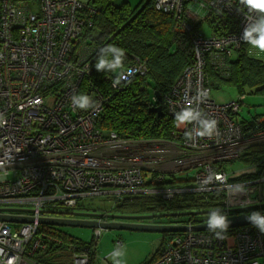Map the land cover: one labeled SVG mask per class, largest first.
<instances>
[{"label": "built area", "instance_id": "2783aa9c", "mask_svg": "<svg viewBox=\"0 0 264 264\" xmlns=\"http://www.w3.org/2000/svg\"><path fill=\"white\" fill-rule=\"evenodd\" d=\"M155 9L176 22L182 16L189 21L211 15L227 19L217 33L194 35L193 64L162 98L165 112L173 116L203 91L199 107L217 120V134L194 141L185 137V158L172 160L170 166L193 170V186L157 194L168 199L179 192L221 193V210L228 218L247 214L246 210L264 204L259 186L264 179L231 183L219 163L264 143L263 119L244 132L232 118L239 110L237 100L218 105L211 99L205 58L236 56L246 44L241 39L246 23L256 14L241 0H155ZM86 11L92 12L84 0H0V114L7 120L0 127V160L13 157L0 168V217L32 219L31 223L0 220V264H42L38 257L51 250L49 245L57 248L55 253H71L70 264H88V249L78 248L39 219L57 217L58 210L72 213L81 200L149 194L142 187V171L154 170L163 159L148 156L147 141L127 142L114 133L100 132L96 123L103 111L101 95L94 110L72 106L70 97L78 94L76 78L87 76L92 63L93 50L86 52L81 36L86 20L79 15ZM123 72L119 83L111 82L113 90L146 70L136 63ZM191 128L187 125L185 132ZM202 154L206 156L199 157ZM236 185L246 191L236 192ZM10 205L18 208H7ZM85 219L108 221L104 216ZM99 231L95 229L96 237ZM118 246H122L119 239L114 242V248ZM151 264H264V234L252 225L233 228L224 240L210 231L178 232L163 240Z\"/></svg>", "mask_w": 264, "mask_h": 264}, {"label": "trees", "instance_id": "16d2710c", "mask_svg": "<svg viewBox=\"0 0 264 264\" xmlns=\"http://www.w3.org/2000/svg\"><path fill=\"white\" fill-rule=\"evenodd\" d=\"M87 8L92 12H82L79 17L86 20L81 36L86 52L89 54L93 50L90 57L92 63L89 74L83 78L84 86L78 94L91 96L97 93L104 99L103 111L97 118V128L104 135L114 133L123 139L175 141L182 146L174 118L168 116L163 110L162 114L153 110L160 105V102L162 103L163 96L177 82L184 69L193 64L192 39L196 33L206 36L201 29L203 22L207 23V29L212 34L219 32L218 28L226 24L227 19H216V15H211L203 21H189L182 16L176 22L170 15L155 9V0H140L135 6L129 5L128 0H88ZM107 45H114L125 50L122 71L139 63L144 66L145 74L135 75L131 81L122 83L120 89L111 90L109 84L116 81L118 72H97L94 67L99 50ZM234 54L236 56L232 58L223 56L221 60L218 54L213 60L205 58L206 70L210 71L207 77L210 92L224 85L232 87L236 92L239 110L232 115V118L241 125L244 132H247L256 126L260 118L263 119L264 125V54H258L248 44H244ZM209 60L214 61V64ZM245 89H248V93H245ZM246 94L258 96L263 100L262 103L254 106L262 109L259 114H251L250 109H247L246 116L244 110H241ZM157 97H160L161 101L157 102ZM237 160L254 165L256 170L252 173L227 174L225 165L233 160L219 163L220 170L226 172L229 182L246 183L264 179V143L248 146ZM144 171H142V187L146 191L154 188L184 190L193 186L194 173L189 177L187 171H183L181 173L186 174L184 178H181L180 172L165 176ZM263 182L259 183L261 188ZM158 183L160 185L156 186ZM222 196L221 193L199 196L180 192L171 198L162 199L160 195L151 196L141 193L132 197L113 198L111 203L106 205L108 209H102L101 206L96 209L89 203L99 199V202L105 205L107 197L78 201L75 209L84 213L91 212L96 217L130 216L131 219L140 220L148 216L146 224L161 225L155 220L167 219L169 225L194 226L206 223L211 210L221 209ZM254 211L264 214V204L249 211L246 210L247 216ZM107 220L111 219L107 218ZM54 230L64 239L74 241L78 248L88 249V264H99L95 257V250L92 251L90 248V245L94 248L95 239H97L94 233L90 243L85 244L65 234L63 229ZM231 230L233 229H228L227 232ZM165 235L169 236V234H163ZM48 247L51 250L41 254L38 257L39 262L70 264L71 253L66 252L69 257L67 259L55 253L57 249L55 246ZM158 255L147 264L154 262Z\"/></svg>", "mask_w": 264, "mask_h": 264}, {"label": "rangeland", "instance_id": "374dc122", "mask_svg": "<svg viewBox=\"0 0 264 264\" xmlns=\"http://www.w3.org/2000/svg\"><path fill=\"white\" fill-rule=\"evenodd\" d=\"M88 0H84L85 5H87ZM129 5L135 6L138 4L140 0H128ZM34 6L36 7L35 3ZM159 12V11H158ZM225 15V13L223 14ZM230 18V16L228 15ZM203 33L206 34V36L210 35L209 30L207 29V23L203 22L202 27H201ZM250 54V53H249ZM251 55V54H250ZM264 59V57H263ZM264 61V60H263ZM208 75H210L209 69H207ZM181 76V75H180ZM75 77V75H74ZM133 78V77H132ZM124 81V80H123ZM131 81L129 79L127 82ZM124 82V83H127ZM83 78H76V90L79 91L83 88ZM111 90H113L111 83L109 84ZM248 89H245V93ZM95 100L99 98V95L97 93H94L91 95ZM210 97L214 102L218 105H223L226 104L230 101L237 100L238 97L236 95V92L232 89V87L224 85L221 86L220 89L218 90H211ZM160 98V97H159ZM161 101V99H160ZM263 100L260 99L258 96L254 95H247L243 100V103L241 105V110H244V113L247 116V109H250L251 114L253 113H260L262 109L260 107H254L255 105L262 103ZM156 108V107H155ZM157 108H160V112L165 111L164 106L160 102V105L157 106ZM166 113V112H165ZM167 114V113H166ZM168 116L174 118V116H171L167 114ZM177 127V126H176ZM178 128V127H177ZM177 132L181 136V144L184 143L185 141V131H186V126H182L178 128ZM136 140L134 139H127V142H135ZM206 156L205 154L199 155V157ZM173 160V156L169 158H163L161 162L154 168V170H148L145 169L144 172H152L157 175L162 174V175H167L170 173H179V176L181 178L185 177L186 173H181L183 171H187L189 177L191 176L192 173H194L191 170H185V169H177L175 167L170 166L171 161ZM227 161H224V163ZM226 166V171L227 174L231 173H238V174H243V173H252L256 170V167L254 165H249L244 163L241 160L234 159L231 163H228L225 165ZM194 168V167H193ZM160 184H156V186H159ZM155 190L157 188H154ZM263 189H264V182H263ZM160 197L162 199H167L163 197V193H161ZM111 197L107 196L105 198V205L101 204L98 200L95 201H89L91 205H93L96 209H99L98 206H101L102 209H105L108 207L106 205L111 203ZM59 207V206H57ZM3 208V207H1ZM7 208L10 209H17V205H10ZM58 212H62V210H58ZM73 213L76 214H81L84 212L78 211L75 209ZM57 213L54 214V216ZM80 217V216H78ZM148 217V216H147ZM147 217H144L143 219H128L125 220L126 222H137V223H145L147 221ZM48 218H62V219H71L68 217V215L64 216H57V217H48ZM156 223H161V225H169L167 224L168 220L167 219H156ZM146 224V223H145ZM49 226V225H48ZM55 227V226H52ZM63 229V232L67 234L68 236L79 240L85 244L90 243L92 240L93 233L95 229L93 228H81V227H60V230ZM167 235L163 236V234H160L158 232H150V231H128V230H100L99 231V236L96 239V252H95V257L98 260L99 264H112V261L110 259V253L114 249L113 245V240L114 242L117 239H120L122 242V247L125 251V256L123 258V264H147L153 257L158 255L159 250L161 249L163 245V239L166 238ZM57 255H62L64 258L69 259L67 253L65 251H61L59 253H56Z\"/></svg>", "mask_w": 264, "mask_h": 264}, {"label": "clouds", "instance_id": "9594fccd", "mask_svg": "<svg viewBox=\"0 0 264 264\" xmlns=\"http://www.w3.org/2000/svg\"><path fill=\"white\" fill-rule=\"evenodd\" d=\"M252 13L256 15L246 23L241 39L248 44L251 49H255L258 54H264V0H241ZM125 50L114 45H107L99 50V55L94 64L97 72H118L116 83L124 78ZM119 70V71H118ZM205 93L200 91L196 97L192 98L179 111L174 112V123L179 128L182 126L192 125L190 131L185 132L188 140L194 141L197 138L207 137L211 139L217 134V120L207 116L203 112L199 103L204 102ZM70 101L74 109L87 111L99 107V102L88 94H74L70 97ZM7 124V120L3 114H0V127ZM13 157L9 161L0 160V168L5 167L6 163L12 162ZM212 177H208L207 183ZM232 187V186H229ZM236 192L243 193L246 191L243 185H236ZM96 217V215H95ZM94 220V219H92ZM247 220L261 234H264V214L254 211L247 216ZM207 229L213 233L217 240L227 238L229 228V219L223 210L216 208L209 212L207 217ZM48 226V225H47ZM60 228V227H59ZM125 251L122 246L115 247L110 253L112 264H123Z\"/></svg>", "mask_w": 264, "mask_h": 264}, {"label": "water", "instance_id": "95a60500", "mask_svg": "<svg viewBox=\"0 0 264 264\" xmlns=\"http://www.w3.org/2000/svg\"><path fill=\"white\" fill-rule=\"evenodd\" d=\"M160 101V98L157 97V102ZM154 112L158 114H162L160 112V108H154ZM57 216H79L80 214L63 212L57 213ZM105 218H109V221H98V220H83V219H62V218H48L43 217L39 219V223L42 225H49L55 227H81V228H93L100 230H128V231H150V232H158L160 234L166 233H176V232H184V231H196V232H207V224H200L194 226H176V225H152V224H144V223H130L125 220L131 219L130 216H114V215H102ZM101 218V216H99ZM229 219V228H238L241 226L251 225V223L247 220V214L243 213L236 217H230ZM0 220L9 221V222H24L31 223L32 219H24L18 217H0Z\"/></svg>", "mask_w": 264, "mask_h": 264}, {"label": "bare ground", "instance_id": "6f19581e", "mask_svg": "<svg viewBox=\"0 0 264 264\" xmlns=\"http://www.w3.org/2000/svg\"><path fill=\"white\" fill-rule=\"evenodd\" d=\"M177 132L178 128H177ZM176 140V138L174 137ZM136 141H147V149H148V156L151 158H169L173 156V160L185 158V151L182 150V146H180L175 141H161V140H136ZM172 190V189H169ZM149 192V195L151 196H157V191L155 189H147ZM173 191H180L179 189H175ZM180 193V192H179ZM182 226V225H177ZM178 233V232H176ZM169 234V236L175 234V233H166Z\"/></svg>", "mask_w": 264, "mask_h": 264}, {"label": "flooded vegetation", "instance_id": "af4514ba", "mask_svg": "<svg viewBox=\"0 0 264 264\" xmlns=\"http://www.w3.org/2000/svg\"><path fill=\"white\" fill-rule=\"evenodd\" d=\"M168 175V174H167ZM166 176V175H165ZM75 210V209H74ZM73 210V211H74ZM73 211H71L72 213H73ZM85 214H88V215H86V216H82V217H79V218H83V220H86L85 218H93V217H95V215L93 214V213H85ZM131 223V222H130Z\"/></svg>", "mask_w": 264, "mask_h": 264}, {"label": "crops", "instance_id": "0c3cea01", "mask_svg": "<svg viewBox=\"0 0 264 264\" xmlns=\"http://www.w3.org/2000/svg\"><path fill=\"white\" fill-rule=\"evenodd\" d=\"M262 191L264 192V189H263V187H262ZM56 229H60L59 227H56ZM97 238V237H96ZM74 242V241H73ZM76 243V242H75ZM95 244H96V239H95ZM95 244H94V248L90 245V248L92 249V251L93 250H95V252H96V246H95ZM87 246V245H86Z\"/></svg>", "mask_w": 264, "mask_h": 264}]
</instances>
